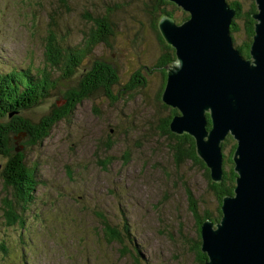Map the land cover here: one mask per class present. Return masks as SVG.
<instances>
[{
	"label": "rangeland",
	"instance_id": "obj_1",
	"mask_svg": "<svg viewBox=\"0 0 264 264\" xmlns=\"http://www.w3.org/2000/svg\"><path fill=\"white\" fill-rule=\"evenodd\" d=\"M155 1L66 0L62 6L60 0H0V73L14 65L41 68L49 25L64 46L78 50L90 28L84 12L95 17L110 9L114 24L106 43L89 45L75 75L21 116L37 121L60 104L63 92L95 59L114 66L122 84L113 88L114 100L101 93L83 100L38 145L24 146L13 136L27 164L36 166L39 185L22 229L6 225L0 209V264H200L190 248L196 226L183 184L201 211L215 213L218 201L199 165L188 160L175 165L169 139L156 128L167 110L157 100L162 79L152 68L162 51L150 27ZM173 13L175 19L183 16ZM236 22L242 28L234 34L239 42L243 23ZM108 135L114 145L105 149ZM222 150L228 169L231 146L224 141ZM4 161L0 155V164ZM5 190L0 180V199ZM100 216L119 231L120 240L106 239Z\"/></svg>",
	"mask_w": 264,
	"mask_h": 264
},
{
	"label": "water",
	"instance_id": "obj_2",
	"mask_svg": "<svg viewBox=\"0 0 264 264\" xmlns=\"http://www.w3.org/2000/svg\"><path fill=\"white\" fill-rule=\"evenodd\" d=\"M170 1L190 13L182 23L168 15L158 21L177 60L165 65L161 95L179 110L170 128L194 136L215 182L223 176L225 136L230 132L237 140L234 193L223 197L217 223L201 225L205 264H264V0H256L251 58L243 57L232 40L236 9L226 0Z\"/></svg>",
	"mask_w": 264,
	"mask_h": 264
},
{
	"label": "trees",
	"instance_id": "obj_3",
	"mask_svg": "<svg viewBox=\"0 0 264 264\" xmlns=\"http://www.w3.org/2000/svg\"><path fill=\"white\" fill-rule=\"evenodd\" d=\"M32 1V0H27ZM227 1V0H226ZM62 6L66 5V0H60ZM228 4L236 9V14L232 19L230 26V35L236 48L245 58H251V43L255 34L256 19L253 14L258 12L256 0H247V6L240 0H228ZM173 7V10L168 7ZM152 13L155 19L151 22L150 27L154 30L161 44V54L158 57L153 69H156L162 79L161 95L164 90L167 70L165 65L175 61V49L169 46L159 28L158 21L163 15H168L176 23H182L190 17V13L183 10L180 6L170 0H156L151 5ZM174 10L183 13L179 19H175ZM93 17L87 12L82 14L86 22L90 23L89 32H85L81 38L80 49L64 46L59 41L56 31L49 25L47 27L44 39L43 66L39 69L32 67H9L7 72L0 73V155L4 156V163L0 164V180L4 186L5 197L0 199L1 214L4 223L8 226H20L23 228L25 217L24 214L33 204L35 192L39 185L37 178L36 166H29L26 162L24 146H34L43 142L50 136L54 125L61 119H69L73 116L77 105L83 100L89 99L95 93H101L110 100L116 99L118 93H113V88L121 86L117 69L102 59H95L92 64L86 68L80 75L77 84L69 87L63 92L60 104H54L52 109L42 115L37 121L20 115V111L25 108H31L40 103L43 99L48 98L58 89L59 82L75 75L78 67L81 66L87 50L90 51L89 45H101L106 43L114 31V24L111 18V10L103 14L98 13ZM236 20H242L243 38L237 42L234 38L235 32L241 31L242 28ZM59 75L60 79L55 78ZM140 84L145 85V79L141 77ZM157 100L162 102V106L167 110V115L160 120L157 129L169 139V149L173 153V162L179 166L182 161H192L204 170V175L210 191L218 201V207L214 213L208 208L199 210V202L187 183L183 184L186 193L188 207L195 219L196 232L190 240V248L195 251L200 264H205L208 260L206 252L201 250V225L205 220L217 223L222 216L223 197L232 195L236 186V177L238 173L234 170L233 153L237 147V140L228 132L224 141L231 146L227 163L229 168H224L222 180L215 182L210 175V170L204 160L196 151V141L194 136L188 133L178 134L171 130L170 121L172 117L179 113L177 108L167 105L161 98L160 94ZM207 128L211 126V118L206 113ZM22 138L21 144L16 143V137ZM222 142V148L224 146ZM111 136L108 135L105 149L111 148L114 143ZM223 158L225 153L223 152ZM127 154L125 153V157ZM106 162L101 161V165ZM101 223L108 241L114 242L120 240V233L108 224V221L100 216ZM7 253L6 247L2 248Z\"/></svg>",
	"mask_w": 264,
	"mask_h": 264
}]
</instances>
